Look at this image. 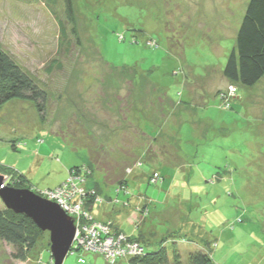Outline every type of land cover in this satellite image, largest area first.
<instances>
[{"label": "rangeland", "instance_id": "obj_1", "mask_svg": "<svg viewBox=\"0 0 264 264\" xmlns=\"http://www.w3.org/2000/svg\"><path fill=\"white\" fill-rule=\"evenodd\" d=\"M69 1L70 13L66 0H0V49L47 95L45 116L29 101L0 108V165L44 191L87 164L78 195L101 190L92 213L77 198L85 213L68 211L76 229L62 264H110L76 251V234L91 230L107 251L128 242L132 252L142 243L126 236L139 232L153 234L151 250L173 233L180 249L209 243L215 264H264V77L228 87L226 110L209 94L227 87L249 0ZM153 172L161 183H147ZM49 244L44 232L18 262L0 241V264H48Z\"/></svg>", "mask_w": 264, "mask_h": 264}, {"label": "trees", "instance_id": "obj_2", "mask_svg": "<svg viewBox=\"0 0 264 264\" xmlns=\"http://www.w3.org/2000/svg\"><path fill=\"white\" fill-rule=\"evenodd\" d=\"M66 3L70 13V1L66 0ZM222 76L227 81L226 90L219 89V91L215 93L214 98L218 102H221L220 106L225 110L230 108L231 101L236 98L237 94L236 89L234 94L231 92L225 93L228 87L234 86V84H240L243 87H254L264 77V0L248 1L244 16L236 34L235 48L226 59L222 70ZM12 100L29 101L34 105L41 116H45L46 114V92L43 91L32 78H29L15 62L0 49V108ZM141 136L144 137L143 135ZM152 140L155 141L154 139ZM12 148L15 149V147ZM139 164L140 163H138L137 166ZM72 170H78V172L72 173L66 176V178L71 177L70 179H73V181L67 183L65 180V182L60 184L61 186L57 185L51 189L36 191L23 173L16 171L12 167L0 165V172L6 177V181L3 185L4 188L27 190L38 194V196L43 194H45V196L51 193L54 194L57 189L78 191L81 189L82 183L93 176L92 171L94 168H90V166L84 164L80 167L71 168L69 171ZM131 172L132 171L128 173ZM161 182L162 179L157 172H153L147 179V183L150 185H157ZM127 184V181H124V179L118 180L116 188L117 193L124 192L126 194ZM94 189L96 191L99 189L95 183L91 190L88 189V192L84 193L86 199L84 196L81 197L83 202L86 201V205L88 206L85 209L89 213H92V203L95 201ZM100 191L99 189L97 193L99 194ZM76 196L80 199L78 193L75 194V198ZM87 200L89 201L87 202ZM73 201H75V199H71L70 202ZM144 210L147 214V208ZM82 223H85V221ZM120 233H122L121 224L119 234ZM122 234L123 235H120L124 237V232ZM138 234L139 235H136L135 233L134 236L125 235L127 240L132 243H142V245H138L142 248V252L136 258L127 262L124 260L126 259L125 257L116 258V255L114 256V261V258L108 260L102 257L110 264H116L118 260H124L128 264H215L213 256L211 255V245H209V243H207V247H199L193 243L194 248L180 249L178 247L181 246L174 241L175 237L173 233H167V236L159 240L158 246L150 250V247H153V243L150 242L153 234H151V238L147 242L145 240L144 242L142 241V232ZM42 235L43 232L24 215H16L6 208L0 210V241L12 247L13 253L11 258L14 261H27V258H29L32 251L35 250L36 244L40 241ZM182 241H184V239ZM129 246L127 242L125 245L119 246V249L126 250L127 247L129 249ZM76 251L81 250L77 249ZM46 263L54 264L51 254ZM39 264H42V262L40 261Z\"/></svg>", "mask_w": 264, "mask_h": 264}, {"label": "water", "instance_id": "obj_3", "mask_svg": "<svg viewBox=\"0 0 264 264\" xmlns=\"http://www.w3.org/2000/svg\"><path fill=\"white\" fill-rule=\"evenodd\" d=\"M4 183L5 177L0 174V200L4 207L30 219L41 232H49L51 257L54 264H62L76 229L71 218L56 204L27 190L2 188Z\"/></svg>", "mask_w": 264, "mask_h": 264}, {"label": "built area", "instance_id": "obj_4", "mask_svg": "<svg viewBox=\"0 0 264 264\" xmlns=\"http://www.w3.org/2000/svg\"><path fill=\"white\" fill-rule=\"evenodd\" d=\"M230 92L232 94L235 93V89L234 88H231ZM73 181V179H70L69 182ZM80 192H78V194L80 195L81 193V190H79ZM69 191H64V190H61V189H57L55 191L54 194H48L47 196H45V194L43 195H40L41 198L47 200L48 201H53V203H56V204H59L62 206V210L69 216H72V214L76 213V212H79V213H76L75 215H78L80 213L84 214L85 212L81 211L80 208H79V204H81L80 202L78 201H73V202H70L71 199L74 200L75 199V195L73 197H69L68 198V193ZM80 197V196H79ZM77 198V196H76ZM81 199V197H80ZM77 200H79L77 198ZM68 211L69 213L71 212L72 214H68ZM69 216V217H70ZM85 218H87L86 214H85ZM90 218V217H89ZM88 219V218H87ZM85 221V220H83ZM77 230H79L77 228ZM104 231V230H103ZM90 234H87L86 231L85 233L86 234H76V237H75V240L76 242L79 243L78 245V250H81V251H84V252H91V253H94V254H97V255H101L103 257H105L106 259L110 260V258H114V256L116 258H124L126 257L127 255H136L134 253V250H137V256H139L142 252V248L135 245L134 246V249L133 251L131 252L130 251V247L128 249V247L126 248V250H123V249H119V246L121 247V245H119L117 248H113L111 245V249L110 250H106L108 248H105L104 245L98 238V234H96L93 230L91 231H88ZM103 238H105V232L102 234ZM92 238L95 240V242L93 244H91V240ZM93 241V240H92ZM139 247V248H138ZM115 260V258L113 259V261ZM114 263V262H113ZM49 264H52V263H49Z\"/></svg>", "mask_w": 264, "mask_h": 264}, {"label": "crops", "instance_id": "obj_5", "mask_svg": "<svg viewBox=\"0 0 264 264\" xmlns=\"http://www.w3.org/2000/svg\"><path fill=\"white\" fill-rule=\"evenodd\" d=\"M224 79V78H223ZM227 83V82H226ZM219 89L220 88H211L210 90H209V94H211L212 93V96H214L215 95V93L217 92V91H219ZM191 96V98H193V96L192 95H190ZM197 99H200V98H197ZM174 116H175V114L173 113L170 117H169V119L167 120V122L168 123H172L171 121L173 120V118H174ZM164 124H165V122H164ZM155 140V139H154ZM107 212H110V210L109 209H105ZM119 227H120V225H118ZM120 230V229H119Z\"/></svg>", "mask_w": 264, "mask_h": 264}, {"label": "clouds", "instance_id": "obj_6", "mask_svg": "<svg viewBox=\"0 0 264 264\" xmlns=\"http://www.w3.org/2000/svg\"><path fill=\"white\" fill-rule=\"evenodd\" d=\"M2 188H4V187H2Z\"/></svg>", "mask_w": 264, "mask_h": 264}]
</instances>
